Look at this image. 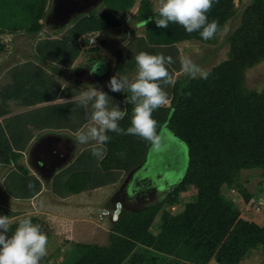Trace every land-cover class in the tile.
<instances>
[{"label":"trees","instance_id":"1","mask_svg":"<svg viewBox=\"0 0 264 264\" xmlns=\"http://www.w3.org/2000/svg\"><path fill=\"white\" fill-rule=\"evenodd\" d=\"M45 4L46 0H0V33H23L36 40L35 58L11 67L8 70L11 81L0 92V118L5 117L0 122V164L13 167L4 178V185L11 196L23 200L36 197L42 190L41 181L19 164L35 132L78 131L91 120L89 106H79L78 99L73 100L75 94L72 91L61 89L55 77L62 74L58 66H72L85 49L88 53H99L100 46H91L89 38H99L102 32L119 28L122 14L130 10L135 1L105 0L103 11L78 16L59 38L39 37L43 31L40 20L44 17ZM8 8L11 12L5 14ZM234 12L233 0H215L207 15L209 20L218 21L219 33ZM251 13L264 17V0H253L242 20V30L249 27ZM155 15L157 11H153L149 1L143 0L137 19L145 22ZM262 24L264 29V20ZM195 40L209 41L201 39L197 32L187 33L176 23L170 22L168 28L163 29L149 21L143 38L138 42L130 41L131 45L117 52L115 70L127 77L136 74L134 57L140 51L173 57L174 63L169 66L173 83L162 86L170 105H161L152 115L157 121V133L168 128L186 144L189 161L183 182L173 192L141 211L122 213L112 227L111 246L83 247L82 257L76 264H123L138 245L157 246L160 242L175 257L196 264H209L211 260L218 264H240L251 250L264 247V226L241 218L239 209L224 196L225 191H231L238 184L241 170H261L264 179V107L261 108L259 102L260 113L252 115L244 103L238 104L236 88L244 83V78L240 64L234 59L213 69L203 88L196 79L184 78L174 82V73L180 72L181 68L176 46ZM3 49L0 46V53ZM36 60L45 66H36ZM193 88L197 94H193ZM224 89L225 92L220 94ZM120 94V106L126 115L119 123L127 128L133 105L123 102L129 95L127 89ZM58 99L70 101L58 102ZM202 100V113H192L191 107L201 108ZM9 101L20 102L32 109L9 116L6 109ZM108 135L112 139L107 142L102 160L91 154L92 148L86 149L56 175L53 181L56 195L66 198L87 189L106 186L117 181L121 172L130 173L145 163L152 141L131 134L110 132ZM65 176L68 177L65 185L60 187ZM189 185L198 189L196 196L182 205L177 214L167 215L160 236L154 237L151 228L155 218L165 211V207L179 205V195ZM249 197L253 196L249 194ZM0 213L10 219L15 216L13 211L4 208ZM31 219L41 226L49 240L48 225L39 218ZM17 223L10 225L9 235Z\"/></svg>","mask_w":264,"mask_h":264},{"label":"rangeland","instance_id":"2","mask_svg":"<svg viewBox=\"0 0 264 264\" xmlns=\"http://www.w3.org/2000/svg\"><path fill=\"white\" fill-rule=\"evenodd\" d=\"M14 2V0H9ZM105 0H46L44 17L40 20L43 25L41 38L62 36L63 31L78 16L92 11L101 12L105 9ZM135 5L122 14V25L102 32L96 44L100 46L99 53L83 51L82 55L70 67H61L62 74L55 75L61 89L72 91L77 100L80 91L88 88V84L102 87L110 96L113 105L119 102L115 95L104 87L109 78L118 74L115 70L117 52L144 37L147 23L137 19L138 10L143 0H134ZM153 11L159 6V0H148ZM253 0H233L234 15L225 28L208 42L188 41L176 46L178 61L189 57L209 74L222 63L234 59L240 64L244 83L236 88L235 98L238 104L244 103L252 115L260 113L264 107V17L251 13L252 20L249 27L242 30V20L249 12ZM7 9L5 14H9ZM264 16V14H262ZM134 31V32H132ZM105 41L102 44V41ZM36 40L28 38L23 33L15 35L0 33V46L4 49L0 53V92L10 81L8 70L20 63L35 58ZM91 46H87L91 47ZM100 58L109 61V65L101 63L97 72L90 74V68ZM36 66H45L43 62L35 61ZM107 70V73L105 71ZM130 74V73H129ZM103 75V76H102ZM136 74H130L128 79H135ZM188 78L184 73L175 72L174 82ZM200 88L208 84L205 78H195ZM192 80V79H191ZM193 94L197 90L193 88ZM225 92V89L221 93ZM255 94V97L253 95ZM261 101H260V100ZM70 101L61 99L58 102ZM170 99L164 106L170 105ZM262 104L261 108L260 103ZM2 98L0 96V106ZM203 105V100L199 104ZM90 108V106H89ZM6 109L9 116L18 115L31 110L17 101H9ZM192 113L200 115L202 107H191ZM91 112V108L90 111ZM191 112H189L190 114ZM197 117V116H196ZM195 117V118H196ZM5 117L0 118L3 122ZM94 122L89 120L79 130H86ZM161 130V129H160ZM163 130V131H162ZM161 137L149 146L145 165L134 172H121L119 179L106 186L87 189L80 194L62 198L54 192L53 181L56 175L69 167L86 149H91L96 143L90 141L80 144L76 140L77 131L74 130H44L35 132L28 149L24 152L19 164L25 166L30 175L37 177L42 183L41 192L32 199H17L11 196L4 185V178L10 168L0 164V209H8L15 213L10 219V225L17 223L24 217H36L43 220L49 227L48 252L42 264H76L83 254V247L102 246L112 244V227L119 216L126 211H141L148 206L164 200L168 193L183 182L189 161V150L168 128L162 129ZM163 133V134H162ZM56 138L57 143L50 146L48 141ZM155 144V149L152 147ZM57 149L56 153L54 150ZM149 158V161L147 159ZM118 174V173H117ZM67 176L59 183L64 187ZM173 180V182L171 181ZM231 191H225V197L230 199L240 217L264 226V179L262 171L258 169H244L240 171L238 184ZM198 189L189 185L179 195V205L167 206L154 220L151 233L159 237L164 218L175 215L182 210V205L193 200ZM252 195V198L248 196ZM182 206V207H181ZM260 208V210H258ZM158 243V242H157ZM164 243L154 246L138 245L123 264H196L192 261L175 257ZM209 264H218L211 260ZM240 264H264V247L251 250Z\"/></svg>","mask_w":264,"mask_h":264},{"label":"clouds","instance_id":"3","mask_svg":"<svg viewBox=\"0 0 264 264\" xmlns=\"http://www.w3.org/2000/svg\"><path fill=\"white\" fill-rule=\"evenodd\" d=\"M215 0H159L157 15L145 20V24L154 21L157 28L167 29L169 23H176L187 33L197 32L201 39L207 41L218 31V21L209 20L208 12ZM93 45L94 40L89 41ZM135 79L127 76L113 75L104 87L111 92H123L124 103L133 105L130 125H120L126 111L120 104L109 106L110 96L102 87L88 84V88L79 92L78 105L90 106V119L94 123L86 130H78L76 140L80 144L95 141L91 154L97 159L104 158L107 142L112 139L108 133L135 135L147 141H154L157 135V121L153 112L168 102V95L163 85H171L173 76L169 66L174 63L173 57L164 53L152 54L138 52L135 57ZM102 61L97 60L90 68V74L96 73ZM180 71L189 79L207 78L208 73L189 57L181 60ZM124 155L123 152L120 153ZM10 218L0 213V264H42L48 252V236L31 217L20 219L15 230L9 235Z\"/></svg>","mask_w":264,"mask_h":264},{"label":"crops","instance_id":"4","mask_svg":"<svg viewBox=\"0 0 264 264\" xmlns=\"http://www.w3.org/2000/svg\"><path fill=\"white\" fill-rule=\"evenodd\" d=\"M100 54V53H99ZM100 60L103 62V63H105V64H107V67H108V65H109V61H107V60H105V59H102V58H100ZM95 64V63H94ZM100 66H102V65H100ZM107 73V70L105 71V73L103 74V75H105ZM95 74V73H94ZM96 75V74H95ZM102 75V76H103ZM121 92H119V93H117V95H115L116 97H117V99H119V104L121 105V94H120ZM113 104H111L110 102H109V106H112ZM162 129H166V128H162ZM161 129V130H162ZM159 131L158 132V135H157V137L155 138V140H154V143L157 141V140H159L160 138L159 137H161V132L163 131ZM163 134V133H162ZM152 144H153V142L150 144V146H152ZM152 150H156L155 149V144H154V146L152 147ZM147 161H149V158L147 159ZM172 182H173V180H171Z\"/></svg>","mask_w":264,"mask_h":264},{"label":"water","instance_id":"5","mask_svg":"<svg viewBox=\"0 0 264 264\" xmlns=\"http://www.w3.org/2000/svg\"><path fill=\"white\" fill-rule=\"evenodd\" d=\"M158 132H159V131H158ZM157 135H158V133H157ZM157 135H156V137H157ZM152 142H154V141H152ZM152 142H151V143H152ZM48 143H49L50 146L55 145V144L57 143V139H56V138H51V139H49ZM56 151H57V149L54 150L55 153H56ZM144 165H145V164H144ZM144 165H142V166H144ZM142 166H140V167H142ZM135 170H137V169H135ZM135 170H133V172H134Z\"/></svg>","mask_w":264,"mask_h":264},{"label":"built area","instance_id":"6","mask_svg":"<svg viewBox=\"0 0 264 264\" xmlns=\"http://www.w3.org/2000/svg\"><path fill=\"white\" fill-rule=\"evenodd\" d=\"M91 40H94V43L93 44H96V42H97V38H96V36H91L90 38H89V41H91ZM231 193H234V194H236L237 192H236V190H231ZM258 210H260V208L258 209Z\"/></svg>","mask_w":264,"mask_h":264}]
</instances>
